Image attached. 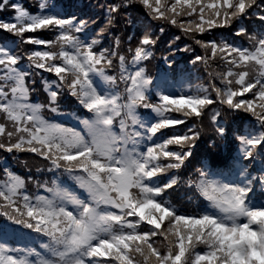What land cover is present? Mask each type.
Returning <instances> with one entry per match:
<instances>
[{"label":"snow or ice","instance_id":"1","mask_svg":"<svg viewBox=\"0 0 264 264\" xmlns=\"http://www.w3.org/2000/svg\"><path fill=\"white\" fill-rule=\"evenodd\" d=\"M137 2L147 12L145 20L178 25L186 34L232 25L235 36H248L249 46L223 38L196 40L204 54L194 55L190 63L208 64L218 57L226 71L216 74L219 85L210 79L198 92L182 88L176 94L155 85L143 66L153 56L151 20L128 15L127 39L110 31L132 0H102L104 23L94 33L90 16L62 13L56 0H39L35 13L16 0L0 3V8L12 10L9 18H0V30L15 37L0 43V116L14 128L0 149L36 153L88 193L85 202L53 180L51 196L29 195L24 178L5 167L0 214L47 239L40 245L43 252L13 248L8 225L0 226V264H264V201L254 195L258 190L264 195V0ZM252 16L254 29L248 19ZM37 30H47L53 38L26 35ZM105 34L109 43L101 47ZM24 44L45 47L23 49ZM184 49L191 51L188 45ZM165 62L173 65L167 53ZM36 69L55 76L44 82L51 112L58 111V94L67 89L90 113L81 120L87 136L44 119L40 110L45 106L28 101L26 78ZM217 102L226 106L225 113L242 111L253 119L235 129L238 148L227 171L195 161L200 167L193 171L199 178L187 183L195 184L208 205L198 213L177 214L166 190L180 177L170 170L193 163L203 131L198 124ZM211 121L215 139L226 142L229 125L218 111ZM117 122L119 132L113 130ZM5 131V123H0V133ZM208 143L215 146L214 140ZM249 162L260 166L250 170ZM68 203L73 210L67 209ZM153 237H163L164 247Z\"/></svg>","mask_w":264,"mask_h":264},{"label":"trees","instance_id":"2","mask_svg":"<svg viewBox=\"0 0 264 264\" xmlns=\"http://www.w3.org/2000/svg\"><path fill=\"white\" fill-rule=\"evenodd\" d=\"M12 0H8L11 3ZM28 11L35 13L39 10V0H16ZM171 2V0H169ZM260 0H257L259 4ZM0 3H4V0H0ZM102 0H56L57 8L62 13L80 15L81 17L90 16L95 21V27L93 33L104 23L103 9L100 7ZM254 11H261L259 8H254ZM12 10L8 7L0 8V18L7 19L11 16ZM128 15L145 20L147 12L140 5L137 0H132V3L127 7V14L117 16L110 31L113 35L119 33L123 39H127L126 33L130 31L125 21ZM178 19H187L186 17H179ZM251 27H256V17H249ZM151 18H147L145 22H148ZM152 32L154 33L155 44L152 45L153 56L148 58L144 62V68L148 75L153 77V83L160 85L159 87L166 92H175L179 94L181 79H184L188 83V92H198L201 86H206L211 79L217 85L220 84V79L216 78L217 73H223L226 71L223 63L217 57L215 60L209 61L205 64L203 61H192L194 55H203L204 50L200 45L196 44V40H207L223 38L227 41H235L237 44L249 46L248 36L241 34L235 36V28L232 25L217 26L213 29H207L205 32H196L194 34H186L182 31L178 25L169 24L166 22L151 20ZM163 28V31L160 29ZM26 35H37L42 39H52L53 34L47 30H37L36 32L26 33ZM15 37L11 33H5L0 30V43L8 40H14ZM171 41V44L169 43ZM109 43V37L105 34L101 42V47H107ZM184 45H188L191 51L184 49ZM44 45H31L24 44L23 49L32 48H44ZM176 48V52L172 51V48ZM22 49V50H23ZM181 49H184L181 51ZM126 52V47L123 49ZM165 53L168 54L173 61V65H168L165 62ZM21 68L24 67V62H18ZM35 75H29L26 78L27 87L30 89L28 95V101L31 103H39L45 107L41 108V115L46 120H50L56 123L63 124L67 128H73L80 132L82 135L87 136L84 127L81 125V120L88 117L90 113L78 103L76 98L70 95L67 89L59 92L55 107L57 112L53 113L48 106V93L45 90L44 82L54 79L53 73L46 72L42 69H36ZM108 74H112V69H108ZM251 72V69H249ZM30 81V82H29ZM102 83L98 81V84ZM233 86L235 82L233 79ZM50 88H54L53 85H49ZM214 97V93H210ZM243 97L250 98L248 93H243ZM152 99H157L155 91L152 92ZM223 107L217 103H214L208 107L203 120L198 124L203 129L201 136L194 147L193 163L182 170H170L174 174H178L180 179L176 185L172 186L171 190H166V199L178 209L177 214L181 213H198L203 208L207 207L208 201L200 194L196 189L195 184L189 185L188 179H198V174L194 173L195 168H199L200 165L195 163L196 160H205L211 167L227 171L231 162L232 156L235 154L238 148V141L235 140V129L239 127L243 129L249 125L250 114L239 112L225 113ZM138 112L145 111L142 108L137 109ZM150 111V110H147ZM214 111L219 112V119L225 124L229 125V134L226 142L221 143L216 140L212 134V121L211 114ZM178 115V114H174ZM254 122V120H253ZM0 123H5L6 131L0 133V142H7L9 137L7 131H14L10 122H7L0 116ZM77 125L78 128L75 127ZM179 127V126H176ZM119 132L118 122L113 129ZM259 131V129H257ZM15 139V137H13ZM214 140L215 146L209 145L208 141ZM170 148L175 146H169ZM166 160V158H164ZM250 170L258 168L260 165H253L250 162L247 164ZM7 167L12 172L21 176L25 180L24 190L29 195H43L51 196L48 189L53 188V180L56 181V186L66 189L68 192L74 194L78 199L84 201V196L77 189V182L69 177L63 170H57L50 167L49 162L44 158L38 156L36 153H32L26 149L13 150L8 152L4 149H0V179H5L3 175V169ZM191 174V175H190ZM164 175L167 178L166 174ZM31 177V180L28 179ZM39 185H44L43 188ZM258 201H264V195L260 194V191L254 193ZM3 201L0 200V213L3 212ZM69 211L73 210L70 204H66ZM102 206L101 208H103ZM240 222H243V218H240ZM145 226L146 223L142 222ZM8 225L7 240L11 247L21 248H35L37 251L43 252L40 245L47 239L41 234H36L32 230L22 228L19 225H15L12 221H8L5 216L0 214V226ZM163 227V224H162ZM156 240L157 246L163 248L166 244L163 237H153ZM10 254V253H9ZM34 259V257H32ZM104 259V258H101ZM142 259V258H141Z\"/></svg>","mask_w":264,"mask_h":264},{"label":"rangeland","instance_id":"3","mask_svg":"<svg viewBox=\"0 0 264 264\" xmlns=\"http://www.w3.org/2000/svg\"><path fill=\"white\" fill-rule=\"evenodd\" d=\"M186 87V84L185 83H183V85H182V88L184 89ZM81 125L84 127V125L81 123ZM87 133V132H86ZM84 194L88 197V193H87V191L84 189ZM68 204H70V203H68ZM72 207H74L72 204H70ZM104 206V205H103ZM146 223V222H145Z\"/></svg>","mask_w":264,"mask_h":264}]
</instances>
